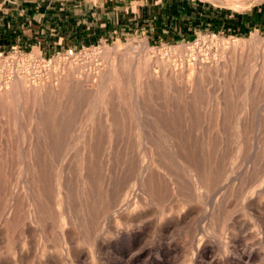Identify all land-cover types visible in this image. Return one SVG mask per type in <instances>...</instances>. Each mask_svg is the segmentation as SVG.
Returning <instances> with one entry per match:
<instances>
[{
  "label": "rangeland",
  "instance_id": "374dc122",
  "mask_svg": "<svg viewBox=\"0 0 264 264\" xmlns=\"http://www.w3.org/2000/svg\"><path fill=\"white\" fill-rule=\"evenodd\" d=\"M159 4L181 22L129 21ZM2 21L27 39L0 50V264H264V0H0Z\"/></svg>",
  "mask_w": 264,
  "mask_h": 264
},
{
  "label": "crops",
  "instance_id": "0c3cea01",
  "mask_svg": "<svg viewBox=\"0 0 264 264\" xmlns=\"http://www.w3.org/2000/svg\"><path fill=\"white\" fill-rule=\"evenodd\" d=\"M105 3H108L105 1ZM111 3V2H110ZM119 6L115 5L114 3L110 6L106 4V6H103V2L100 3V5L97 6L98 11L102 15L104 23H112L117 24L119 22L126 23L127 20H124V15L121 14L122 9H118ZM131 15L130 18L132 23H136L143 26L144 28L148 27L152 31H158L162 28V25L164 24H176L178 22H181L179 19L180 17V11L178 8H171V7H165L164 5H149L145 7H135L131 8L129 10ZM119 13L121 14L119 18ZM3 26V21L0 24ZM13 27V25H11ZM12 29V28H11ZM147 29V30H149ZM16 28L12 29L9 32H4L0 28V50H5L9 47H12V45H22L23 41L22 39H27L24 36H16ZM23 33L24 31L21 30ZM15 35V37H14ZM20 37V38H19ZM39 42V41H36ZM25 43V42H24ZM40 43V42H39ZM26 45L28 42L25 43ZM46 49H49L47 47H43V52H45Z\"/></svg>",
  "mask_w": 264,
  "mask_h": 264
},
{
  "label": "bare ground",
  "instance_id": "6f19581e",
  "mask_svg": "<svg viewBox=\"0 0 264 264\" xmlns=\"http://www.w3.org/2000/svg\"><path fill=\"white\" fill-rule=\"evenodd\" d=\"M65 78H67V77H65ZM15 79H16V81H15V83L16 82H20L22 79H23V76H19V75H17L16 77H15ZM77 83V82H79V81H77V80H69V79H64L63 80V86H65V84H70V83ZM21 83V82H20ZM53 83V82H52ZM59 83V82H58ZM22 84V83H21ZM23 85V84H22ZM43 85V84H42ZM46 85V86H45ZM44 86H42L41 88H33L30 92L32 93V94H34V95H37V94H39L44 88H45V90L46 89H50V90H53V86H51V84L50 83H47V84H45ZM61 85V84H60ZM62 86V85H61ZM60 86V87H61ZM83 87V86H82ZM92 87V86H91ZM87 88V87H86ZM7 89V88H6ZM91 89V88H90ZM21 90H22V92H25V93H29V91L28 90H24V89H22L21 88ZM20 90V91H21ZM57 90V89H56ZM11 91V90H10ZM44 91V90H43ZM53 92V91H52ZM56 92V91H55ZM13 94V93H12ZM24 94V93H23ZM52 94V93H51ZM56 94V93H55ZM34 95H32V96H34ZM38 96V95H37ZM7 101V100H6ZM88 160V159H87ZM86 161V160H85ZM90 161V160H89ZM88 164V163H87ZM86 164V165H87ZM89 165H90V163H89Z\"/></svg>",
  "mask_w": 264,
  "mask_h": 264
},
{
  "label": "built area",
  "instance_id": "2783aa9c",
  "mask_svg": "<svg viewBox=\"0 0 264 264\" xmlns=\"http://www.w3.org/2000/svg\"><path fill=\"white\" fill-rule=\"evenodd\" d=\"M11 49H14L13 46L11 47ZM73 53L74 52H73V49L72 48H67L65 50V52H64V54H65L66 57H69V56L73 55ZM0 55H1V53H0ZM25 62L27 63V64H25L26 67H28L29 64H31V66H32V65H34L36 63L35 60H31V59L25 60Z\"/></svg>",
  "mask_w": 264,
  "mask_h": 264
}]
</instances>
